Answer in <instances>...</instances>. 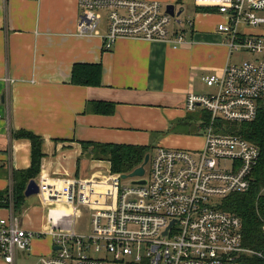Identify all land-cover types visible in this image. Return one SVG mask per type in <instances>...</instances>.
Returning <instances> with one entry per match:
<instances>
[{
    "label": "built area",
    "instance_id": "built-area-1",
    "mask_svg": "<svg viewBox=\"0 0 264 264\" xmlns=\"http://www.w3.org/2000/svg\"><path fill=\"white\" fill-rule=\"evenodd\" d=\"M78 1L80 36L101 35L107 17L105 49L121 38L178 48L186 43L183 27L193 26L190 18L185 23L180 15L171 16L156 0ZM194 3L215 8L224 18L217 31L225 37L231 56L241 52L252 56L226 65L221 74L203 77L212 93L188 94L187 112L210 118L201 121L204 147H157L150 153L149 171L126 178L130 185L122 184V175L132 171L110 169L87 178L43 172L36 179L42 203L65 205L70 212L53 222L49 232L53 250L40 264H240L241 254L252 253L243 246L241 219L221 209L220 203L250 189L261 151L247 139L225 133L223 122L249 123L264 109V0ZM142 179L145 185L133 183ZM0 202L9 212L0 217V262L14 264L17 252L31 251L33 240L42 234L21 226L12 190ZM82 208L90 212V219L88 229L79 232Z\"/></svg>",
    "mask_w": 264,
    "mask_h": 264
},
{
    "label": "crops",
    "instance_id": "crops-1",
    "mask_svg": "<svg viewBox=\"0 0 264 264\" xmlns=\"http://www.w3.org/2000/svg\"><path fill=\"white\" fill-rule=\"evenodd\" d=\"M156 1L175 5L177 13L187 10L194 15L187 16L193 26L183 27L186 43L178 48L121 38L105 49L102 36L107 17L101 35L80 36L78 0H0V112L5 115L0 120V173L10 175L0 180V191L11 192L13 172L31 166V142L16 139L19 130L44 140L37 177L45 172L87 178L110 171L108 161L83 155V141L154 149L204 147L203 134L182 136L169 130L192 114L185 107L188 94H205L208 86L203 77L221 74L226 65L236 64L225 37L217 31L224 18L215 8L211 13L196 12L200 5L194 0ZM77 63H100L101 86L74 85L72 70ZM91 101L111 102L115 110L110 115L87 111ZM199 114L201 125L204 119ZM69 212L65 205L43 204L39 195L27 198L19 222L42 236L35 237L31 251H18L14 264H40L43 256L51 254L52 243L41 237H48L53 222ZM8 213L0 209V217ZM84 218L88 221L83 232L90 212L82 208L76 227Z\"/></svg>",
    "mask_w": 264,
    "mask_h": 264
},
{
    "label": "trees",
    "instance_id": "trees-1",
    "mask_svg": "<svg viewBox=\"0 0 264 264\" xmlns=\"http://www.w3.org/2000/svg\"><path fill=\"white\" fill-rule=\"evenodd\" d=\"M196 12L211 13L216 11L210 7L195 8ZM102 65L100 63H77L73 66L71 82L74 85L99 87L102 84ZM86 110L97 114L110 115L115 110L111 102L91 101L86 104ZM204 122L209 121L204 115ZM190 118L172 124L169 131L178 125H186ZM222 123V122H221ZM221 126L223 124H220ZM224 130L235 134L256 144L261 151V156L254 167L251 177V186L247 192L232 193L222 199L220 208L230 214L238 216L242 221L241 233L244 248L252 253L241 254L240 264H264V109L259 111L257 118L249 123L227 124ZM16 139H27L31 142L32 162L30 168L16 171L12 174V198L14 213L21 215L26 206L25 190L28 183L39 174L42 158L44 157L41 136L27 130L14 133ZM83 155L94 160L108 161L111 172L129 173L138 168L145 156L153 151V146L113 144L97 142H81ZM8 190L0 191V199L6 198ZM8 205L0 202V209Z\"/></svg>",
    "mask_w": 264,
    "mask_h": 264
},
{
    "label": "rangeland",
    "instance_id": "rangeland-1",
    "mask_svg": "<svg viewBox=\"0 0 264 264\" xmlns=\"http://www.w3.org/2000/svg\"><path fill=\"white\" fill-rule=\"evenodd\" d=\"M162 4H163V6L164 7H166L168 4H165L164 2H161ZM178 8V7H177ZM178 10H179V8H178ZM190 11V10H189ZM192 11V10H191ZM192 14V15H191ZM188 15H191L192 17L194 16L193 15V13L192 12H188L187 10H185L184 11V13H182L181 14V18L180 19H182V20H184L185 21V23H186V19H187V16ZM238 56H239V59H238ZM245 59H248V60H251L252 59V56L250 55V54H247L246 52H241V53H234L233 54V59L232 60H234V62L235 63H239V62H241V61H239V60H245ZM233 64V63H232ZM213 90L214 89H212V88H208V87H206V88H204V92H205V94H210V93H212L213 92ZM198 111H205V110H198ZM205 112H207V111H205ZM201 113V116L202 117H204V115H206L205 113H202V112H200ZM191 116L193 117V118H191ZM200 116V114H199V112H196V113H192L191 115H190V121L188 122V124H186V125H178V126H176L175 128H174V130L173 131H171L170 132V134H175V135H179V134H181L182 136H185V135H194V134H197V135H201V134H203L204 135V130H202V128H201V125H199V117ZM225 125H231V124H233V123H228V122H223ZM196 129H200L201 131H196ZM176 133H178V134H176ZM199 133V134H198ZM225 133H227V132H225ZM202 135V136H203ZM152 153V152H151ZM146 168H147V172L149 171V165L148 166H146ZM6 173L5 174H2V173H0V180H2V177H7V179H9V177H10V175L7 173V171H5ZM1 182V181H0ZM122 184H124V185H130L131 184V179H123L122 180ZM36 197V195L34 196V198ZM35 204L36 205H38L39 203L38 202H35ZM19 217H20V215H18ZM88 220L86 219V218H84V219H82L81 221H80V224H79V226L77 227V230L79 231V232H83V230H85V227H86V225H87V223H85V222H87ZM42 239H44L45 240V238L47 239V241H48V243H52V237H50V235L48 236V237H46V236H43V237H41ZM50 238V239H49ZM46 244V243H45ZM29 264H32L31 262H29Z\"/></svg>",
    "mask_w": 264,
    "mask_h": 264
},
{
    "label": "water",
    "instance_id": "water-1",
    "mask_svg": "<svg viewBox=\"0 0 264 264\" xmlns=\"http://www.w3.org/2000/svg\"><path fill=\"white\" fill-rule=\"evenodd\" d=\"M167 12L171 15V16H175V15H180L181 11H179L178 13H176V7L173 4H169L167 5ZM150 160V154H147L145 156V159L143 161V163L136 168L135 170H133L130 174H123L122 178L126 179L129 177H143L146 174V166L148 165ZM133 183L135 184H139V185H145L146 184V180H135ZM40 192V188L38 185V182L36 181V179H32L25 190V196L27 198L31 197V196H35L38 195ZM58 247H55V250H57Z\"/></svg>",
    "mask_w": 264,
    "mask_h": 264
}]
</instances>
